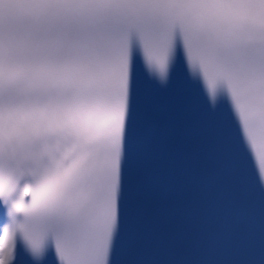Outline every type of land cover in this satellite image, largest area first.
<instances>
[{
    "label": "snow or ice",
    "instance_id": "snow-or-ice-1",
    "mask_svg": "<svg viewBox=\"0 0 264 264\" xmlns=\"http://www.w3.org/2000/svg\"><path fill=\"white\" fill-rule=\"evenodd\" d=\"M180 63L227 103L264 191V0H0V207L17 217L0 264H116L143 91ZM239 264H264V232Z\"/></svg>",
    "mask_w": 264,
    "mask_h": 264
},
{
    "label": "clouds",
    "instance_id": "clouds-1",
    "mask_svg": "<svg viewBox=\"0 0 264 264\" xmlns=\"http://www.w3.org/2000/svg\"><path fill=\"white\" fill-rule=\"evenodd\" d=\"M6 217L7 219L3 227L12 228L16 223L17 217L10 210L6 212ZM32 259L34 264H41L43 257L33 256Z\"/></svg>",
    "mask_w": 264,
    "mask_h": 264
}]
</instances>
